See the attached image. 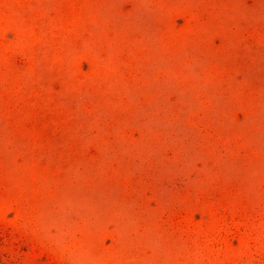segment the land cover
<instances>
[{
    "label": "rangeland",
    "instance_id": "rangeland-1",
    "mask_svg": "<svg viewBox=\"0 0 264 264\" xmlns=\"http://www.w3.org/2000/svg\"><path fill=\"white\" fill-rule=\"evenodd\" d=\"M0 264H264V0H0Z\"/></svg>",
    "mask_w": 264,
    "mask_h": 264
}]
</instances>
